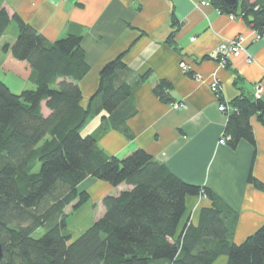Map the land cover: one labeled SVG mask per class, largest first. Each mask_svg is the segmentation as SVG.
<instances>
[{
    "label": "trees",
    "instance_id": "1",
    "mask_svg": "<svg viewBox=\"0 0 264 264\" xmlns=\"http://www.w3.org/2000/svg\"><path fill=\"white\" fill-rule=\"evenodd\" d=\"M209 2L264 36V0H237L233 9L222 0ZM12 22L17 37L1 46L2 70L33 88L16 95L0 80V264H214L221 257L226 264H264V224L237 244L238 214L205 187L182 181L144 150L119 159L81 134L89 118L103 111L101 129L130 138L126 121L135 114L133 73L122 55L101 68L97 89L83 107L78 83L89 66L81 34L67 32L50 42L0 4V39ZM172 26L178 27L175 18ZM175 32L167 39L170 45ZM168 90L160 83L153 93L171 103ZM218 101L225 103L221 94ZM229 105L227 145L255 146L250 120L254 116L264 126L263 103L241 92ZM86 178L129 189L105 196L103 215L73 239L65 210L89 201L78 188ZM248 182L263 188L251 175ZM200 195L210 205L200 209L193 224L186 198ZM39 230L42 235L34 237Z\"/></svg>",
    "mask_w": 264,
    "mask_h": 264
},
{
    "label": "crops",
    "instance_id": "2",
    "mask_svg": "<svg viewBox=\"0 0 264 264\" xmlns=\"http://www.w3.org/2000/svg\"><path fill=\"white\" fill-rule=\"evenodd\" d=\"M0 4L9 16L17 15L50 42L67 32L81 34L89 66L88 74L78 83L83 107L97 89L101 68L123 56L133 73L130 83L135 114L126 121L130 138L115 130H102L103 111L89 118L82 135H90L107 155L119 159L144 150L182 181L205 187L238 214L237 244L264 224V126L251 118L255 146L240 141L231 149L228 138L219 144L228 118L217 110L210 90L216 79L225 103L247 92L264 105V36H258L243 20L221 14L212 5L200 6L196 0H0ZM172 18L178 22L177 28L172 26ZM175 30L170 45L167 39ZM236 36L244 38V52L229 59L228 70L216 60H203ZM16 37L17 27L12 22L0 39V52L3 44H13ZM2 61L3 55L0 69ZM181 61L189 66V72L180 68ZM238 78L242 82L236 86ZM0 80L16 95L33 88L29 81L3 70ZM160 83L169 88L171 103L154 95ZM255 85L260 89L259 98L254 96ZM172 103L180 108L172 109ZM250 175L262 189L248 182ZM78 188L88 193L92 205L129 189L124 184L113 188L94 178H86ZM209 205L206 197L186 198L193 224L200 209ZM101 211L98 218L104 213L103 206Z\"/></svg>",
    "mask_w": 264,
    "mask_h": 264
},
{
    "label": "built area",
    "instance_id": "3",
    "mask_svg": "<svg viewBox=\"0 0 264 264\" xmlns=\"http://www.w3.org/2000/svg\"><path fill=\"white\" fill-rule=\"evenodd\" d=\"M198 5L200 6H209L210 2L209 0H196ZM244 52V38L242 36H236L232 40L222 43L219 45L214 51H212L208 56L209 58L213 60H218V65L222 68H224L226 60H229L230 58H236L239 57ZM180 68L187 72L189 70V66L184 62L181 61L179 63ZM197 79L200 78L199 75H195ZM255 91L254 96L256 98H259L260 96V89L258 88V85H255ZM210 90L215 95L217 100V110L220 113H223L225 115H229L230 108L227 106V103H220L218 101V96L221 94L218 81L214 79L210 84ZM172 109H179L180 105L177 103H172L170 105ZM225 142V138H221L219 140V144H223Z\"/></svg>",
    "mask_w": 264,
    "mask_h": 264
},
{
    "label": "rangeland",
    "instance_id": "4",
    "mask_svg": "<svg viewBox=\"0 0 264 264\" xmlns=\"http://www.w3.org/2000/svg\"><path fill=\"white\" fill-rule=\"evenodd\" d=\"M1 55H2V53L0 52V56ZM1 68H2V64H1ZM1 71H2V69H0V72ZM198 197H204V196L200 195ZM93 202L94 203L92 205V203L89 199V201L86 204H84L82 207H80L78 210H75V211L70 206L66 208L65 216H66L67 222H68L67 223L68 224L67 229L70 232L71 237H74L76 234L81 233L82 231L87 229V227H89V225L92 224L94 222V220H96L100 216L99 214H101V212H102L101 211L102 203L100 201H96V200ZM87 212H89V214L91 213L92 216L90 217V215H88ZM189 214L190 215H188V216L191 219L192 215H191V213H189ZM87 218H89L88 221L86 220ZM42 233H43V231L39 230L33 236L38 238L42 235ZM214 264H226V258L221 257Z\"/></svg>",
    "mask_w": 264,
    "mask_h": 264
},
{
    "label": "water",
    "instance_id": "5",
    "mask_svg": "<svg viewBox=\"0 0 264 264\" xmlns=\"http://www.w3.org/2000/svg\"><path fill=\"white\" fill-rule=\"evenodd\" d=\"M224 2V4L228 7V8H235L237 5V0H222ZM2 253H3V249H2V245L0 243V260L2 258Z\"/></svg>",
    "mask_w": 264,
    "mask_h": 264
}]
</instances>
